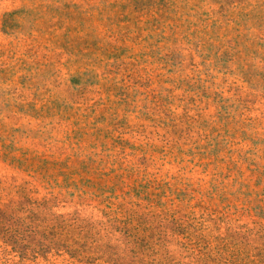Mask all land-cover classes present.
Instances as JSON below:
<instances>
[{
  "label": "rangeland",
  "instance_id": "1",
  "mask_svg": "<svg viewBox=\"0 0 264 264\" xmlns=\"http://www.w3.org/2000/svg\"><path fill=\"white\" fill-rule=\"evenodd\" d=\"M0 264H264V0H0Z\"/></svg>",
  "mask_w": 264,
  "mask_h": 264
}]
</instances>
